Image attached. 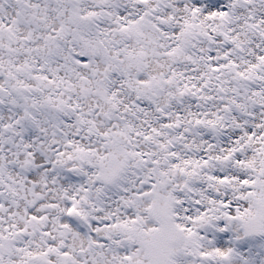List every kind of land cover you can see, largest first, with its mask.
<instances>
[{
    "label": "snow or ice",
    "instance_id": "snow-or-ice-1",
    "mask_svg": "<svg viewBox=\"0 0 264 264\" xmlns=\"http://www.w3.org/2000/svg\"><path fill=\"white\" fill-rule=\"evenodd\" d=\"M0 264H264V0H0Z\"/></svg>",
    "mask_w": 264,
    "mask_h": 264
}]
</instances>
